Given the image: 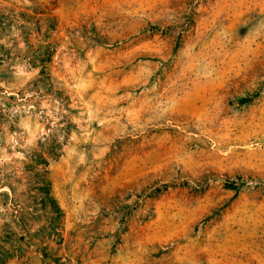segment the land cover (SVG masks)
I'll return each instance as SVG.
<instances>
[{"label": "rangeland", "instance_id": "374dc122", "mask_svg": "<svg viewBox=\"0 0 264 264\" xmlns=\"http://www.w3.org/2000/svg\"><path fill=\"white\" fill-rule=\"evenodd\" d=\"M257 139L264 0H0V264H264Z\"/></svg>", "mask_w": 264, "mask_h": 264}, {"label": "bare ground", "instance_id": "6f19581e", "mask_svg": "<svg viewBox=\"0 0 264 264\" xmlns=\"http://www.w3.org/2000/svg\"><path fill=\"white\" fill-rule=\"evenodd\" d=\"M235 150L247 151L249 153H259L264 150V142L260 139L257 140H247L242 142L239 146H236Z\"/></svg>", "mask_w": 264, "mask_h": 264}, {"label": "trees", "instance_id": "16d2710c", "mask_svg": "<svg viewBox=\"0 0 264 264\" xmlns=\"http://www.w3.org/2000/svg\"><path fill=\"white\" fill-rule=\"evenodd\" d=\"M35 175L39 177V174H35ZM33 183L41 184L44 182L41 180V178H36L35 180H33ZM4 186H8L9 188H15L16 182L14 181L13 178H11L8 175H0V188Z\"/></svg>", "mask_w": 264, "mask_h": 264}]
</instances>
